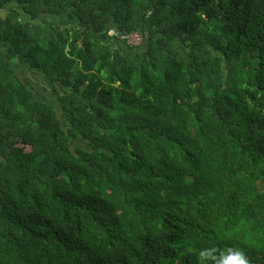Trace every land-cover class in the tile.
<instances>
[{"label": "trees", "instance_id": "1", "mask_svg": "<svg viewBox=\"0 0 264 264\" xmlns=\"http://www.w3.org/2000/svg\"><path fill=\"white\" fill-rule=\"evenodd\" d=\"M0 264H264V0H0Z\"/></svg>", "mask_w": 264, "mask_h": 264}, {"label": "rangeland", "instance_id": "2", "mask_svg": "<svg viewBox=\"0 0 264 264\" xmlns=\"http://www.w3.org/2000/svg\"><path fill=\"white\" fill-rule=\"evenodd\" d=\"M137 41H138V39H137ZM138 44H139V46L142 44V39L139 38ZM17 71L20 74V76H22L24 79L27 78L29 80V82L32 84V86L35 90L41 91V92L51 96L50 92L46 90L47 86H46V83H45L42 76L30 73L27 70H25L23 67L17 68ZM52 104L56 105V103H53V102H52ZM74 145L75 146H81L83 148L88 147L87 143H85L83 140H80V139H77L76 142H74Z\"/></svg>", "mask_w": 264, "mask_h": 264}, {"label": "built area", "instance_id": "3", "mask_svg": "<svg viewBox=\"0 0 264 264\" xmlns=\"http://www.w3.org/2000/svg\"><path fill=\"white\" fill-rule=\"evenodd\" d=\"M110 34L111 35H114L115 32L112 31ZM139 38L140 39H143L142 36H141V34H138V33L137 34L130 35V36L127 37V39L129 40V42L132 45H134V46H139V44H138ZM137 39H138V41H137Z\"/></svg>", "mask_w": 264, "mask_h": 264}]
</instances>
